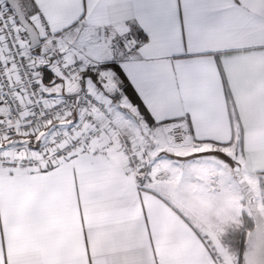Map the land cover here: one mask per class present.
Instances as JSON below:
<instances>
[{
    "label": "crops",
    "instance_id": "0c3cea01",
    "mask_svg": "<svg viewBox=\"0 0 264 264\" xmlns=\"http://www.w3.org/2000/svg\"><path fill=\"white\" fill-rule=\"evenodd\" d=\"M138 3L67 0L56 10V27L79 20L72 37L83 29L93 53L103 56L113 36L141 30ZM20 4L28 16L31 0ZM154 12L169 24L170 43L128 55L148 57L159 69L151 105L135 87V95L117 89L120 99L113 100L65 78L46 89L68 96L69 115L0 138V264H218L206 235L226 264H236L222 241L235 213L222 189H232L241 215L245 197L228 161L240 164L249 182L264 181V0H158ZM83 87L107 102L133 139L136 169L109 129L77 151L69 139L53 143L56 130L82 121L78 138L104 121L93 105L74 99ZM6 113L0 103V118ZM141 124L151 130L153 146L165 135L176 140L175 127L187 135L144 153L136 137ZM216 156L219 172L200 174L197 168L208 170ZM11 158L31 162L1 164Z\"/></svg>",
    "mask_w": 264,
    "mask_h": 264
},
{
    "label": "snow or ice",
    "instance_id": "6c2138e0",
    "mask_svg": "<svg viewBox=\"0 0 264 264\" xmlns=\"http://www.w3.org/2000/svg\"><path fill=\"white\" fill-rule=\"evenodd\" d=\"M157 2L158 0H139L137 5L141 29L138 36L144 43L137 44L133 38L132 47L121 45L118 50L114 43L118 37L113 36V42L107 44L105 54L96 56L92 51V40H85L81 35L83 29L77 32L75 38L71 35L70 30L79 25V20L68 24L66 28L57 29L56 10L64 6L67 0H31V9L26 19L30 26L29 35L35 41L31 53L38 61L33 64V71L36 73L35 79L39 81H34L33 87H55L57 83L63 84L65 78L75 79L82 84L94 85L100 93L113 100L120 99V92L135 95L131 92L135 87L145 102L151 105L156 94L155 78L159 69L149 62L148 57L131 58L127 54L134 50L141 53L148 49L163 50L170 43L165 34L169 24L157 18L154 12ZM85 14L81 13V20ZM130 32L132 28L128 27L119 35L127 37ZM50 36L61 37L62 44L57 47L55 40L49 41L52 47L41 50L39 45L48 41ZM64 44L67 47H63ZM81 91L86 99L92 98L87 87H83Z\"/></svg>",
    "mask_w": 264,
    "mask_h": 264
},
{
    "label": "built area",
    "instance_id": "2783aa9c",
    "mask_svg": "<svg viewBox=\"0 0 264 264\" xmlns=\"http://www.w3.org/2000/svg\"><path fill=\"white\" fill-rule=\"evenodd\" d=\"M22 30L23 28L15 14L4 12L0 6V103L7 108L5 117L0 118V138L27 133L35 125L49 124L54 118L66 117L72 110V105L67 99L68 96L50 93L45 85H41L39 88L33 87L34 81L39 83L35 79L36 73L33 71L36 58L31 53L32 48L28 36L24 37ZM133 38H135L137 44L143 42L138 33L132 30L127 37L119 36L114 43L117 45L118 50L121 45L132 47ZM53 40L58 44L56 36H50L46 42ZM49 44L52 47L50 42ZM134 52L136 50L127 55ZM88 91L92 97L91 99H86L83 91L78 92L79 94H76L74 99L93 105L104 118V121L101 124H95L90 128L87 135L78 138H74V134L84 133L85 131L82 121L75 122L66 131L56 130L53 134V143L56 144L69 139L71 149L77 151L87 143L100 137L106 129H109L112 131L120 151L124 154L130 166L136 169L139 165V155L133 139L124 134L116 124L107 102L97 97L94 92ZM18 92H20V96ZM173 133L178 141L183 140L187 135V131L180 127H175ZM30 162L29 159L11 158L3 160L1 164L12 168H24ZM204 239L210 250L216 254V262L226 264L224 257L217 253L212 239L208 235L204 236Z\"/></svg>",
    "mask_w": 264,
    "mask_h": 264
},
{
    "label": "water",
    "instance_id": "95a60500",
    "mask_svg": "<svg viewBox=\"0 0 264 264\" xmlns=\"http://www.w3.org/2000/svg\"><path fill=\"white\" fill-rule=\"evenodd\" d=\"M15 13L20 25L25 29L28 36L30 47L35 41L29 35L30 26L27 22V15L18 0H5ZM41 45V44H40ZM39 45V46H40ZM234 176L243 192L246 203L255 220L254 227L248 232L243 251V264H264V217L257 205V197L254 189L245 177L240 164L236 163L233 167Z\"/></svg>",
    "mask_w": 264,
    "mask_h": 264
},
{
    "label": "rangeland",
    "instance_id": "374dc122",
    "mask_svg": "<svg viewBox=\"0 0 264 264\" xmlns=\"http://www.w3.org/2000/svg\"><path fill=\"white\" fill-rule=\"evenodd\" d=\"M18 1L22 2V0H18ZM1 4H5V7H6L7 11L9 10L11 13H14V11H11V9L8 7V5L6 4L5 0H0V6H1ZM23 30L25 31L24 28H23ZM39 48L42 50L44 48L43 44H41L39 46ZM120 110H124V109H120ZM125 112L127 114H129L131 117H135L128 109L125 110ZM136 137H137V142H138V144L140 146V149H142V152H144V153H145L146 149L151 148V147H153V149H155V152H157L159 150V147H162V146H164V147L167 146L168 147L169 145L170 146H173V145L175 146L177 144L176 142L178 141V140H174L173 138H171L173 140V141H171V139L167 135H165L163 140H160L155 146H153V140H151V138H150V137H152L151 130H149V128L146 127L144 124H141V125L138 126V129L136 131ZM167 137L169 139H167ZM153 149H152V152H154ZM150 154H152V153L150 152ZM216 158L213 159L214 161L211 163V166H209L210 168H208V170H207L208 165L202 166V168L198 167L197 169H198L199 173L202 174V175H207L211 168H213L214 170L216 169L219 172V168L216 166V164H215L216 162L215 161L219 162L218 159H220V157L216 156ZM228 164L233 169V167H234V165L236 163H234V162L229 160ZM249 183L252 186V188L254 189V192H255L256 197H257L258 208H259L260 212L262 213V215L264 217V181H262V184L260 183V185H256V184H254L252 182H249ZM237 186H238V189H240L238 184H237ZM222 192L227 194V198H228L227 200L231 203L232 209L235 212L233 214V217H232L233 222L230 224V228H232V229L233 228H237V226L242 223V221H243L242 215L244 213H246L250 217H252V219L254 221V225H255L254 217L252 216V214L250 212V209H249L245 199L243 200V210H242V214L240 215L239 205H238L237 199L235 198L236 196L234 197L232 189L229 186H223ZM227 250H228V248H227ZM228 251L230 252L232 258L234 259V261L237 264V259H236V256L234 254V251L233 250H228Z\"/></svg>",
    "mask_w": 264,
    "mask_h": 264
},
{
    "label": "trees",
    "instance_id": "16d2710c",
    "mask_svg": "<svg viewBox=\"0 0 264 264\" xmlns=\"http://www.w3.org/2000/svg\"><path fill=\"white\" fill-rule=\"evenodd\" d=\"M8 7L12 10L9 4L6 2ZM145 113V112H144ZM146 117L147 114H144ZM243 221L237 226V228L230 229L223 237L222 241L228 250H233L237 259V264H243V251L244 244L248 232L254 227V221L252 217L244 213L242 215Z\"/></svg>",
    "mask_w": 264,
    "mask_h": 264
}]
</instances>
